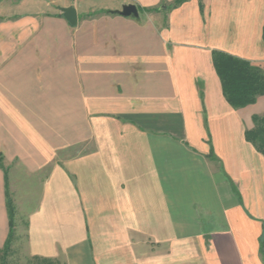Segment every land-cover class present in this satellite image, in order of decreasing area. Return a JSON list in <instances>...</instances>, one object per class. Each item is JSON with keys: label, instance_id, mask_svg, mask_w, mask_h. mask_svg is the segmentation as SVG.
Masks as SVG:
<instances>
[{"label": "crops", "instance_id": "crops-1", "mask_svg": "<svg viewBox=\"0 0 264 264\" xmlns=\"http://www.w3.org/2000/svg\"><path fill=\"white\" fill-rule=\"evenodd\" d=\"M214 50L264 70V0H0V247L8 181L40 264H264V95Z\"/></svg>", "mask_w": 264, "mask_h": 264}, {"label": "trees", "instance_id": "trees-1", "mask_svg": "<svg viewBox=\"0 0 264 264\" xmlns=\"http://www.w3.org/2000/svg\"><path fill=\"white\" fill-rule=\"evenodd\" d=\"M181 1L183 0H177V2ZM213 63L221 80L223 94L234 108H243L253 104L259 96L264 95L262 67L220 50L213 51ZM252 118L254 126L246 130L245 136L264 155V112L254 114ZM6 203L10 231L3 250L8 253L15 238V205L10 195L8 181L6 182Z\"/></svg>", "mask_w": 264, "mask_h": 264}, {"label": "rangeland", "instance_id": "rangeland-1", "mask_svg": "<svg viewBox=\"0 0 264 264\" xmlns=\"http://www.w3.org/2000/svg\"><path fill=\"white\" fill-rule=\"evenodd\" d=\"M96 1L102 3V1L104 0H96ZM0 160L2 161L3 158H1ZM22 227H23L22 229H24L25 226L22 224ZM0 264H40V263L30 258L25 242V235L21 234L18 239L13 241L12 248L8 253H5L3 247H0Z\"/></svg>", "mask_w": 264, "mask_h": 264}, {"label": "water", "instance_id": "water-1", "mask_svg": "<svg viewBox=\"0 0 264 264\" xmlns=\"http://www.w3.org/2000/svg\"><path fill=\"white\" fill-rule=\"evenodd\" d=\"M61 9L64 13V16L69 20L72 25L77 24V10L74 6L62 7ZM121 13L138 15V10L134 4H128L123 7Z\"/></svg>", "mask_w": 264, "mask_h": 264}]
</instances>
